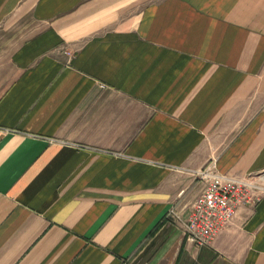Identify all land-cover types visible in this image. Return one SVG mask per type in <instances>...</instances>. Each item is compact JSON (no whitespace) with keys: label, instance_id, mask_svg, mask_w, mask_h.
<instances>
[{"label":"crops","instance_id":"1","mask_svg":"<svg viewBox=\"0 0 264 264\" xmlns=\"http://www.w3.org/2000/svg\"><path fill=\"white\" fill-rule=\"evenodd\" d=\"M23 15L0 264H264V192L209 245L183 228L207 166L264 185V0H0V28Z\"/></svg>","mask_w":264,"mask_h":264},{"label":"built area","instance_id":"2","mask_svg":"<svg viewBox=\"0 0 264 264\" xmlns=\"http://www.w3.org/2000/svg\"><path fill=\"white\" fill-rule=\"evenodd\" d=\"M196 177L207 186L193 204L183 228L187 240L202 247L211 244L218 233L231 223L239 206L257 200L259 187L250 179L221 174L208 166L198 171ZM168 218L173 222L182 221L176 208L169 212Z\"/></svg>","mask_w":264,"mask_h":264},{"label":"rangeland","instance_id":"3","mask_svg":"<svg viewBox=\"0 0 264 264\" xmlns=\"http://www.w3.org/2000/svg\"><path fill=\"white\" fill-rule=\"evenodd\" d=\"M19 18L15 17L11 21V25L9 27L0 28V35L9 36L11 40H16L15 45L21 42L24 38L28 37L32 32V27L28 16L23 15ZM9 48L12 50L14 48V44L11 43ZM253 182L259 187L256 193L257 196H260L264 192V185H259L255 180Z\"/></svg>","mask_w":264,"mask_h":264}]
</instances>
